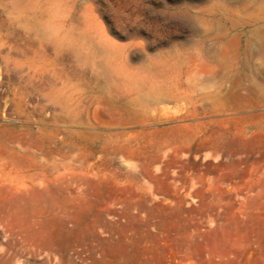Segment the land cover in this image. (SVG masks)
I'll return each mask as SVG.
<instances>
[{
	"label": "rangeland",
	"instance_id": "obj_1",
	"mask_svg": "<svg viewBox=\"0 0 264 264\" xmlns=\"http://www.w3.org/2000/svg\"><path fill=\"white\" fill-rule=\"evenodd\" d=\"M262 91L264 0H0V264H264Z\"/></svg>",
	"mask_w": 264,
	"mask_h": 264
},
{
	"label": "bare ground",
	"instance_id": "obj_2",
	"mask_svg": "<svg viewBox=\"0 0 264 264\" xmlns=\"http://www.w3.org/2000/svg\"><path fill=\"white\" fill-rule=\"evenodd\" d=\"M17 15V14H16ZM251 60V59H250ZM260 71H261V69H260ZM18 78V77H17ZM16 78V79H17ZM256 78V77H255ZM64 82V81H63ZM54 83H56V82H54ZM57 84V83H56ZM253 85V84H252ZM255 85H253V87H254ZM198 90V89H197ZM253 92H255V91H253ZM263 97H264V91H262V94H261ZM63 97V96H62ZM258 101V100H257ZM263 102V101H262Z\"/></svg>",
	"mask_w": 264,
	"mask_h": 264
}]
</instances>
